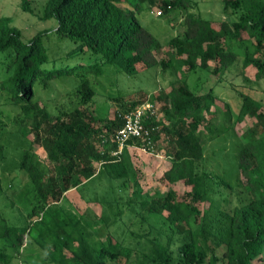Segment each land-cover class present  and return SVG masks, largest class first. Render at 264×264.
<instances>
[{
    "label": "trees",
    "instance_id": "16d2710c",
    "mask_svg": "<svg viewBox=\"0 0 264 264\" xmlns=\"http://www.w3.org/2000/svg\"><path fill=\"white\" fill-rule=\"evenodd\" d=\"M20 1L23 12L35 14V0ZM219 2L235 19L217 26L190 12L196 0H47L42 20L56 27L30 40L12 25L13 18L0 17V100L19 110L13 120L30 142L20 168L30 177L35 196L23 228L0 213V264H16L17 259L21 264H130L134 255L139 264H264V102L252 94L238 92L230 106L237 121L254 122L230 143L245 183L239 203L229 211L226 234H213L201 218L200 205L209 201L215 183L204 168L202 127L218 116L217 89L227 76L242 77L248 67L257 71V82L264 79V0ZM155 8L164 17L184 15L183 33L165 52L141 19ZM66 42L73 46L64 50ZM108 68L130 77L157 69L158 76L171 73L176 78L169 90L157 94L134 91L149 96H139L130 105L118 102L124 94L115 98L118 111L112 118L93 105L94 80ZM63 79L78 83L71 92L77 107L52 110L35 100L37 87L46 91L50 83ZM146 103L163 112L161 119L145 121L153 145L165 135L174 146L163 180L192 189L185 195L172 188L154 195L137 189L129 201L138 209H132L131 218L167 211L169 229L180 238L177 252L172 238L168 241L162 232H132L130 239L136 244L128 245L111 232L105 240H95L61 206L72 189L96 176V164L124 189L138 185L139 170L130 147L143 148L144 142L131 140L120 156H114L118 145L112 139L123 127L121 116ZM221 185L228 186L224 180Z\"/></svg>",
    "mask_w": 264,
    "mask_h": 264
},
{
    "label": "rangeland",
    "instance_id": "374dc122",
    "mask_svg": "<svg viewBox=\"0 0 264 264\" xmlns=\"http://www.w3.org/2000/svg\"><path fill=\"white\" fill-rule=\"evenodd\" d=\"M46 3L47 0H35V14L32 15L23 12L20 0H1L0 17L13 18L12 25L23 32L25 39L30 40L39 32L56 27L55 22L42 20ZM190 12L197 17L212 20L217 26L229 17L235 19L232 10L224 12L219 0H196ZM141 19L161 41L162 52L170 48L172 39L183 33V13L164 17L160 9L155 8L141 15ZM72 46V43L66 42L63 49L67 50ZM256 72L253 67H248L242 77L233 79V75L227 76L228 79L222 83L223 86L217 89L220 95L218 116L202 127V132L205 133L202 141L206 151L204 168L214 176L215 183L209 201L200 205L201 218L205 221L207 229L218 236L226 234L229 226V211L239 203L240 193L245 183L237 173L233 147L230 143L240 139L254 122L251 118H246L243 122L237 121L230 106L241 92L252 94L264 102V79L257 82ZM175 78L171 73L158 76L157 69H148L137 76L130 77L117 72L114 68H108L103 77L94 80L97 92L94 108L98 113L114 118L118 111L116 99L122 94L125 96L118 102L130 105L140 99L139 96H145V98L149 96L144 95L145 93L137 94L134 91L144 89L148 90V94L152 92L157 94L160 90H169ZM77 85L74 79H63L50 83L49 90L46 91L42 86L37 87L35 100H40L52 110L62 106L77 107L76 102L71 98V92ZM149 105L151 104L146 103L143 106ZM157 110L158 119H161L163 112L161 109ZM0 111H2L0 115V213L11 225L23 228L35 204V196L31 194L30 177L20 168L24 151L30 146V142L21 136L20 127L13 120L19 110L0 100ZM173 152L174 146L169 145L165 135H162L152 151L131 146L132 161L139 170L138 185L132 184L128 189H124L121 182L112 179L104 167L96 164V176L83 186L72 189L62 200L61 206L74 222L81 224L93 234L95 240H105V236L111 232L128 245L135 243L130 239L132 232L141 236H157L159 232H162L168 241L172 238V249L177 252L181 246L180 238L173 235L169 229L168 212L162 211L159 215L144 212L142 216L135 219L131 218V213L132 209L135 210L137 207L133 208L129 204L137 189H141L143 195H154L157 191L165 194L170 188L180 195L191 191L192 188L185 183L170 186L163 180L164 174L171 167V158L168 155ZM222 180L230 187L221 185ZM138 200L141 201V199ZM117 219L119 221L115 224ZM22 261L15 260L16 264H21ZM31 262L33 261H30V264ZM139 262L134 255L130 264H139Z\"/></svg>",
    "mask_w": 264,
    "mask_h": 264
},
{
    "label": "built area",
    "instance_id": "2783aa9c",
    "mask_svg": "<svg viewBox=\"0 0 264 264\" xmlns=\"http://www.w3.org/2000/svg\"><path fill=\"white\" fill-rule=\"evenodd\" d=\"M158 110L149 105L148 107H140L137 110L124 113L121 117L123 127L112 139L118 145V149L114 151V156H120L127 144L131 140L144 142L142 149L152 151L155 146L152 143V132L146 127V120L158 119Z\"/></svg>",
    "mask_w": 264,
    "mask_h": 264
}]
</instances>
